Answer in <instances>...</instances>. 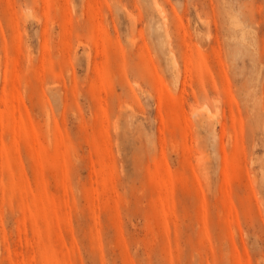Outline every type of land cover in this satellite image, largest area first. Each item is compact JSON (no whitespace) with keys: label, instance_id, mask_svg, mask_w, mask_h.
Instances as JSON below:
<instances>
[{"label":"rangeland","instance_id":"1","mask_svg":"<svg viewBox=\"0 0 264 264\" xmlns=\"http://www.w3.org/2000/svg\"><path fill=\"white\" fill-rule=\"evenodd\" d=\"M0 264H264V0H0Z\"/></svg>","mask_w":264,"mask_h":264},{"label":"bare ground","instance_id":"2","mask_svg":"<svg viewBox=\"0 0 264 264\" xmlns=\"http://www.w3.org/2000/svg\"><path fill=\"white\" fill-rule=\"evenodd\" d=\"M175 60V59H174ZM174 64H175V62H174ZM177 66V64H175V67Z\"/></svg>","mask_w":264,"mask_h":264}]
</instances>
